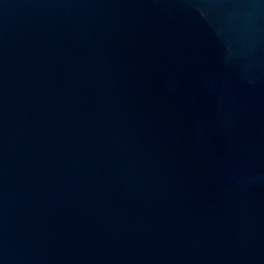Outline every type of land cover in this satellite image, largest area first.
I'll return each mask as SVG.
<instances>
[{
	"label": "water",
	"instance_id": "obj_1",
	"mask_svg": "<svg viewBox=\"0 0 264 264\" xmlns=\"http://www.w3.org/2000/svg\"><path fill=\"white\" fill-rule=\"evenodd\" d=\"M0 264H264V0H0Z\"/></svg>",
	"mask_w": 264,
	"mask_h": 264
}]
</instances>
